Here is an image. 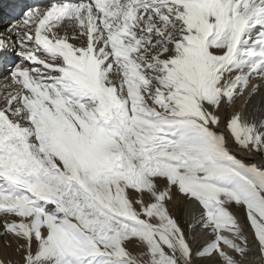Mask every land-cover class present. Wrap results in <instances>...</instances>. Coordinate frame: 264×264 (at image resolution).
Here are the masks:
<instances>
[{
	"label": "snow or ice",
	"instance_id": "6c2138e0",
	"mask_svg": "<svg viewBox=\"0 0 264 264\" xmlns=\"http://www.w3.org/2000/svg\"><path fill=\"white\" fill-rule=\"evenodd\" d=\"M14 50L0 235L20 264L264 256V165L228 138L264 157V0H54L0 33V62Z\"/></svg>",
	"mask_w": 264,
	"mask_h": 264
},
{
	"label": "bare ground",
	"instance_id": "6f19581e",
	"mask_svg": "<svg viewBox=\"0 0 264 264\" xmlns=\"http://www.w3.org/2000/svg\"><path fill=\"white\" fill-rule=\"evenodd\" d=\"M21 1H22V3H20L21 6L19 5L17 0L15 2H13V3H10V2H12L11 0H1L0 1L1 5H3L4 2H5L6 5L8 4V6H5L3 8L2 12H0V33H5L6 30L10 26L19 24V22L21 21V19L23 17V14L28 9H31V8H46V7H49L52 2H54V0H41V1L30 0V2H29V0H21ZM73 2H79V0H73ZM23 3L25 4L24 6H23ZM28 3L31 4V7H30V5H28ZM2 17H4V20L2 19ZM16 40H17L16 35L15 34H10V42H11V44L13 46H15ZM16 50H18V49H16ZM16 50H14V51H12L10 53V57H9V61L10 62H0V88H2V86H3V84L5 82H7V81H5V77H9L10 71L13 68L12 66L14 65V63L16 62V60L18 58L16 56V54H15ZM253 83H255V81H253ZM246 96H247V92L244 94V96H242V97H240V98H238L236 100L234 107L235 108L242 107L244 105ZM261 99H262L261 96L253 97V99L251 101V104L248 105L246 111L251 112L252 111V107L254 105H258V103L261 101ZM221 114L225 116V119H227V116L231 114V110H227V113L222 111ZM261 115H264V113L258 114V118ZM216 130L219 131V132H223L226 136L228 135L226 127L217 128ZM228 138H229V141H230L229 146H230V148H231V150L233 151L234 154H236L237 156H241L242 158H244L246 160H253V161H255V162L259 163V164L264 165V157H262L260 155H251V154L246 153V152H244V151H242L240 149H237L236 145L234 143H232L231 137L228 136ZM178 202H179V204L181 203V201H179V199H178ZM254 247H255V245H254ZM132 250H133V252L135 254H139V252H140V249L137 248V247H133ZM3 254H4V252H3ZM3 254H1L0 258L5 263H8L7 262L8 257L6 256V254H4V255ZM20 260H19V258L17 259V257H16V259L12 258V261H13L12 263H14V261H17V263L16 262L15 263L16 264H20ZM262 260L263 259L261 258L260 253L257 251L252 257H250L249 264H258V263L262 262ZM8 261H10V260H8Z\"/></svg>",
	"mask_w": 264,
	"mask_h": 264
},
{
	"label": "rangeland",
	"instance_id": "374dc122",
	"mask_svg": "<svg viewBox=\"0 0 264 264\" xmlns=\"http://www.w3.org/2000/svg\"><path fill=\"white\" fill-rule=\"evenodd\" d=\"M20 63V60L17 58L16 62L14 63L15 64H18ZM14 65L12 67H14ZM10 91L12 90L11 88L9 89ZM217 131V130H216ZM219 132V131H218ZM237 149H240L238 146H236ZM241 150V149H240ZM236 155V154H235ZM237 156V155H236ZM238 158H241V159H244L242 158L241 156H237ZM246 162H255L253 160H246L244 159ZM180 207H181V203L179 204V202L177 201V215H180ZM239 219H240V222L241 224L245 227L248 235L251 237L252 236V230H251V227L250 225L247 223L246 221V213L243 209H241L238 213H237ZM5 249V250H4ZM17 249V243L16 241L13 239V237L11 235H8V236H2L0 235V253L3 254H6V256L8 257V260L11 261V264H16L17 261H14V263H12V258L13 259H17L19 258V260L21 259V256L17 253L16 251ZM6 252V253H5ZM1 254H0V257H1ZM3 254V255H4ZM261 256V255H260ZM10 258V259H9ZM261 258L263 259L262 262L258 263V264H264V256H261ZM1 259V258H0ZM7 260V262H9ZM16 262V263H15ZM5 264H8V263H5Z\"/></svg>",
	"mask_w": 264,
	"mask_h": 264
}]
</instances>
